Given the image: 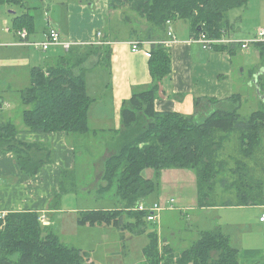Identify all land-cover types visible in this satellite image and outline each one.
Here are the masks:
<instances>
[{"label": "trees", "instance_id": "1", "mask_svg": "<svg viewBox=\"0 0 264 264\" xmlns=\"http://www.w3.org/2000/svg\"><path fill=\"white\" fill-rule=\"evenodd\" d=\"M26 1L0 0V7L23 6ZM248 2L109 0V9L118 11L128 7L140 21H145L139 24L125 17L128 24L138 27L131 36L154 43L162 41L167 27L177 20L187 21L195 38L201 34L210 39L228 37L232 29L229 13ZM14 25L30 34L35 28L34 15L25 13L16 17ZM255 47L264 63V43ZM215 49L233 53L238 45H221ZM100 54L102 64L108 65L111 50L107 45H87L71 47L56 66L31 69L30 87L21 93L26 106L23 121L29 132L96 134L89 121L94 100L87 93L89 68L86 66L92 57ZM149 69L153 85L134 92L123 103L122 129L115 134L113 153L104 165L106 186L101 194L114 192L122 207L114 211L82 212L78 224L114 227L144 235L147 225L152 223L147 220L149 213L135 209L156 190L154 180L143 177L148 169L157 178L165 170L195 171L199 208L264 205V110L243 117L237 106L232 110H217L203 122L179 113L157 112L155 101L160 83L172 73L171 54L160 42L152 46ZM257 80L261 90L264 89V75ZM18 131L14 123L3 122L0 116V154L11 153L20 171L34 178L45 165L52 163V150L45 144L19 141ZM62 192L65 190L55 192V201ZM148 238L145 264H240L239 251L220 230L201 232L199 239L181 253L170 247L159 251L158 234L151 233ZM0 264L95 263L88 253L65 245L51 227L42 225L39 214L20 212L0 219Z\"/></svg>", "mask_w": 264, "mask_h": 264}, {"label": "crops", "instance_id": "2", "mask_svg": "<svg viewBox=\"0 0 264 264\" xmlns=\"http://www.w3.org/2000/svg\"><path fill=\"white\" fill-rule=\"evenodd\" d=\"M100 5L104 11L106 10L105 12L107 9L110 11L103 1ZM15 7H11L12 10L8 11V14L13 16L12 29L8 27L10 18L0 14L1 121L16 125L19 130L17 135L19 141L48 145L53 153V161L45 165L37 176L30 178L20 171L11 153L0 154V214L33 212L39 214V217L44 215L48 222L47 226L55 231L65 245L84 251L83 245L81 246L78 242L81 234L90 233L91 229H110L111 227L80 226L78 224L80 213L105 210L81 208L77 198L71 196L82 193L84 196L97 198L96 195L101 194L102 188L106 186L103 181L104 165L113 153L115 134L122 129L123 103L128 101L134 92L146 90L153 85L149 69L153 44L159 42L163 44L169 50L172 59V73L160 83L155 110L194 117L199 122L217 110H227L225 107L230 105L226 104L240 99V93L235 87L237 72L233 59L239 53L250 57L248 53H251V46L243 50L239 43L255 38L258 30L264 28V22L258 25L255 35L246 37L242 31L236 29L239 26L236 24L243 22L244 15L236 13L232 14L231 18L229 16L232 29L228 33V38L238 42V50L229 53L215 48L204 50L200 44L193 41L195 37L190 25L183 20L171 22L162 41L141 42L142 39L132 36L126 40H117L104 32L106 23L102 20L95 21V16L88 14L90 12L88 8L68 7L69 15L67 13L65 26L63 27L62 23L55 25L61 33L62 41L77 47L100 46L96 44L97 34L102 32L103 39L107 40V46L111 50L108 65L102 64L103 56L100 54L99 57H92L86 66L89 68L87 93L94 100L89 121L91 129L96 134L87 135L91 136L90 142L93 144L90 148H85L83 145L81 149L80 145L82 141H85L84 138L82 139L84 136L69 135L65 132L31 133L25 126L23 111L26 110V106L21 99L22 107H20L17 104V98L18 96L21 98L22 91L30 87L31 69L56 66L66 55V51L61 46L51 47L48 51L25 46L18 36L19 30L14 25L15 18L25 13L34 15L35 11L40 10L44 11L45 15L49 14L51 7L47 4V0H40L39 3L27 0L25 5L18 6V10ZM81 12L84 16H81ZM48 21L50 24L54 23L46 17L42 18V25L38 26L35 23V28L29 35L30 43L46 42ZM174 35L176 41L173 40ZM131 42L140 43L139 52H132ZM253 57L256 64L245 66L250 76L258 71L251 79L255 78L261 70L264 71L262 67L264 63L256 47ZM245 68L240 72L241 75L246 72ZM91 75H94L98 81V75L102 76L100 84H96L101 90L98 95H92L88 89ZM22 78H25L24 84H21ZM197 101L198 105H196ZM19 112L22 118L17 116ZM81 158L88 161L80 164ZM85 167L93 170V173L88 175L89 170L86 171ZM76 181H85V187L78 190ZM60 190L65 192H62L60 199L55 201V192ZM116 203L120 206L116 210L121 209L122 204L119 201ZM197 208L204 211L206 215L212 212L217 214L211 231L220 230L230 239L231 245L239 251L240 264H264V222H261L264 205L199 208L197 204ZM174 209L176 208H163L159 222L156 224H160L163 211H175ZM196 228L198 236L201 232H206L198 226ZM118 232L122 243L129 240L128 231L118 230ZM130 233L135 237L139 236L135 232ZM161 240L163 242V244L160 242L161 250L164 247H170L175 251L176 244L166 239L162 232ZM109 256L123 257L124 254L116 252Z\"/></svg>", "mask_w": 264, "mask_h": 264}, {"label": "rangeland", "instance_id": "3", "mask_svg": "<svg viewBox=\"0 0 264 264\" xmlns=\"http://www.w3.org/2000/svg\"><path fill=\"white\" fill-rule=\"evenodd\" d=\"M33 1L39 3L40 0ZM102 1L103 4L108 5L109 8V0H47V4L51 7V12L45 15V13H43L44 11H35V23L38 24V26L42 25V18L46 17L54 22V25L57 26L62 23L64 27L68 13L67 8L72 6H77L81 9L88 8L90 10L88 14L95 16V21L102 20L103 23H106L104 32H106L112 39H129V36L132 35V30L138 29L136 25L128 24L124 20L126 16L130 17V20L136 21L137 23H145V21H140L137 14L131 12L128 7L118 11H109L107 9V12H105L106 10L104 11L103 7L100 5ZM11 7L13 8L15 6ZM11 7L8 5L0 7V14H4V16L10 18V26H8L10 29L13 28V16L8 14V11L12 10ZM15 8L17 9L18 7ZM263 12L264 0H249L245 7L231 11L229 16L231 18L232 14L236 13H242L244 15L243 22L236 24L239 25L236 29L242 31L247 37L255 35L258 25H262L261 23L264 22V20H262L264 19ZM81 16H84L83 12H81ZM183 22L188 23L185 20H183ZM141 36H143V33H141ZM250 46L251 53H248L250 57L239 53L233 59L236 68L235 70L237 72L235 75V78H237V84L235 87L240 93V99L229 102L226 105H230V107H225L227 110H232L236 105L240 106V114L243 117H248L256 111L264 110V101L262 100L264 89L261 90L259 84H257V79H251L248 68H245V66H253L256 64V60L253 57L255 47L253 44ZM243 68L246 69V72L241 75L240 72ZM97 72H99V70H97ZM98 78L99 81L98 79L96 80L94 75L89 77L88 89L92 95H98L101 92L99 86L96 84H100L102 76L98 75ZM24 83L25 78H22L21 84ZM17 104L22 107L20 96L17 98ZM17 116L22 118L20 112ZM203 121L204 120H200L199 122ZM83 138L85 141H82L80 145L81 149L83 145L85 148H90L93 144L90 142L91 136H84L82 139ZM115 139L116 137H114V140ZM84 161L88 160L81 158L80 164ZM91 168L92 166L90 169ZM90 169L85 167L86 171L89 170L88 175L93 173V170ZM143 177L154 180L156 190L145 200L141 201L140 204H143L146 207L159 204L167 209L174 207L176 208L174 209L175 211H163L160 224L149 223L143 236L139 235L138 237H135L128 232L129 235L127 236L129 240L124 243L120 241L119 232L114 227H111L110 229H91L92 231L90 233L81 234L78 242L81 246L83 245L84 251L89 254L90 260L95 264H145V249L150 243L148 238L149 234H158L159 240L163 244L161 240L162 232L166 239L172 244H176V247L174 248L176 253H181L184 249L190 248L199 239L197 233L198 229L196 228L197 226L206 232H210L213 229L217 214L212 212L206 215L204 211H200L197 208V175L195 171L189 169L165 170L161 173L160 177L157 178L155 177V172L148 169L143 172ZM84 183L85 181H76V188L82 190L85 187ZM96 196L98 197H88L81 193L80 195H73L71 197L77 198L78 202H76L79 204V207L85 209H103L105 211L112 209L114 211V209L116 210L120 207L116 203L118 202V199H115L114 192H110L104 196L99 193V195ZM172 199L175 201V204L173 205L170 204V200ZM158 249L159 251L161 250L160 247ZM116 252H122L124 256L115 258L109 256V254Z\"/></svg>", "mask_w": 264, "mask_h": 264}, {"label": "built area", "instance_id": "4", "mask_svg": "<svg viewBox=\"0 0 264 264\" xmlns=\"http://www.w3.org/2000/svg\"><path fill=\"white\" fill-rule=\"evenodd\" d=\"M19 38L21 39V42L25 46H30V47H35L37 49H42L43 51H48L51 47L54 46H61L63 47L64 50L68 51L73 47V44L71 43H66L63 42L61 39V33L59 29L55 26L50 24L48 21V36L47 40L44 43L41 44H35V43H30L29 42V31L27 29H23L17 32ZM97 39L98 42L96 43L97 45H107L108 43L103 41V34L102 32H99L97 34ZM173 40L176 41V36H173ZM196 43L200 44L204 50H212L216 48V46H230L233 44H237L238 42L228 38V37H223L221 39H210L206 36V34H201L199 37L194 38ZM264 43V28H261L258 30V33L255 38L246 41V42H241L239 44L241 49L247 50L251 44L255 45L257 43ZM132 45V52L137 53L140 51L139 46L140 43L134 42L130 43ZM175 203L174 200H170V204L173 205ZM174 207H172L173 209ZM162 206L159 204H155L154 206H149L146 207L143 204H139V206L135 209L136 211H141V212H148L149 215L147 217V220L152 223H157L159 222L160 214L162 212ZM6 214H0V219H5ZM39 221L41 222L42 225L47 226L48 222L46 220V217L44 215L39 217ZM261 222H264V214L261 217Z\"/></svg>", "mask_w": 264, "mask_h": 264}, {"label": "water", "instance_id": "5", "mask_svg": "<svg viewBox=\"0 0 264 264\" xmlns=\"http://www.w3.org/2000/svg\"><path fill=\"white\" fill-rule=\"evenodd\" d=\"M262 74H264V71L261 70V71L259 72L258 75L260 76V75H262ZM258 75L255 77L256 79H258V78H257V77H259ZM257 81H258V80H257ZM257 84H258V83H257ZM262 100L264 101V96L262 97Z\"/></svg>", "mask_w": 264, "mask_h": 264}]
</instances>
